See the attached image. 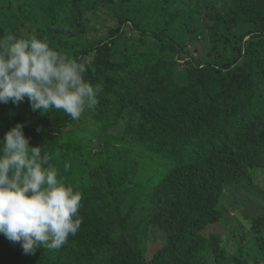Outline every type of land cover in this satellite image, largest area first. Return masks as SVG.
Returning a JSON list of instances; mask_svg holds the SVG:
<instances>
[{"label":"trees","instance_id":"trees-1","mask_svg":"<svg viewBox=\"0 0 264 264\" xmlns=\"http://www.w3.org/2000/svg\"><path fill=\"white\" fill-rule=\"evenodd\" d=\"M32 34L102 90L78 120L0 103L82 195L66 244L0 234V264H264V0H0V37ZM230 187L261 213L213 230Z\"/></svg>","mask_w":264,"mask_h":264},{"label":"clouds","instance_id":"clouds-1","mask_svg":"<svg viewBox=\"0 0 264 264\" xmlns=\"http://www.w3.org/2000/svg\"><path fill=\"white\" fill-rule=\"evenodd\" d=\"M86 72L83 63L35 34L0 37V103L27 98L33 111L55 109L78 120L102 90L85 81ZM23 128L17 123L0 140V234L19 242L24 254L42 246L57 250L80 229L82 195L58 179L57 167L41 147L29 146Z\"/></svg>","mask_w":264,"mask_h":264},{"label":"rangeland","instance_id":"rangeland-1","mask_svg":"<svg viewBox=\"0 0 264 264\" xmlns=\"http://www.w3.org/2000/svg\"><path fill=\"white\" fill-rule=\"evenodd\" d=\"M105 10H103L104 12ZM109 24L106 22L104 25ZM101 28V25H96V27ZM28 29H32L31 31H35L36 27L32 24H27L26 29H23L24 32H28ZM94 33V32H91ZM198 46V44H197ZM262 186H264V179L261 182ZM236 193L240 192L236 191L234 188L230 187L224 191V200L221 209H228V218H224V221L220 224V227H215L213 230L222 231L226 230L229 231L233 226L237 223L243 222L244 224L248 225V221L245 218V215H258L261 213V209L253 204H248L245 201H242ZM233 225V226H232Z\"/></svg>","mask_w":264,"mask_h":264}]
</instances>
